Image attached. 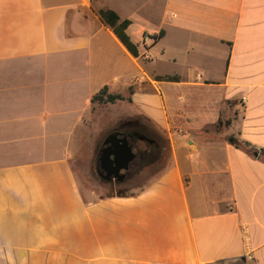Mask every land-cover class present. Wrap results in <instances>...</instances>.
I'll return each instance as SVG.
<instances>
[{
    "label": "crops",
    "instance_id": "crops-1",
    "mask_svg": "<svg viewBox=\"0 0 264 264\" xmlns=\"http://www.w3.org/2000/svg\"><path fill=\"white\" fill-rule=\"evenodd\" d=\"M104 86L170 159L87 201L73 139ZM233 139L264 151V0H0V264H264V158Z\"/></svg>",
    "mask_w": 264,
    "mask_h": 264
},
{
    "label": "rangeland",
    "instance_id": "rangeland-1",
    "mask_svg": "<svg viewBox=\"0 0 264 264\" xmlns=\"http://www.w3.org/2000/svg\"><path fill=\"white\" fill-rule=\"evenodd\" d=\"M116 111L110 109L108 104H93L89 110L90 129L87 130L89 139L77 142L73 139L72 151L79 147L77 154H71L72 166L81 193L87 201H95L104 198L113 191V186L102 180L96 172L97 146L100 138L109 128L116 126L119 119L115 116ZM167 148L163 151L161 160L152 159L141 169L138 178L131 185V192L136 193L139 189L152 183L163 169L167 166L170 158H167ZM135 170V166L132 167Z\"/></svg>",
    "mask_w": 264,
    "mask_h": 264
},
{
    "label": "trees",
    "instance_id": "trees-1",
    "mask_svg": "<svg viewBox=\"0 0 264 264\" xmlns=\"http://www.w3.org/2000/svg\"><path fill=\"white\" fill-rule=\"evenodd\" d=\"M99 18L102 21V23L107 26L112 33L115 35V37L119 40V42L125 47V49L133 56V57H138V49L137 45L134 44L129 36L126 33V29L129 26L130 22L128 20H123L120 21L119 17L117 14L111 10H100L98 12ZM163 32H160L158 34V37H162ZM163 80L167 81H173L175 78L172 77H163ZM129 94L132 93V89H129ZM122 100H127L130 102V98H124L123 96L119 94H113L110 93L108 90L107 86L102 87L97 93H95L90 100L91 105L93 104H114L117 101H122ZM124 122H135L139 123L142 126H148L151 130L156 131L151 124V121L145 117L137 116V117H131V118H124L120 119L118 123H124ZM228 124V122H226ZM158 133V132H157ZM166 143V141H165ZM235 148L242 150L248 155H253V153L257 152L259 155L258 157L264 158V151L260 150L259 152L251 146L249 143L242 141V140H237L233 139L231 143ZM167 145V144H166ZM167 148V155H168V147ZM98 157H97V162H96V169L98 168ZM147 164H150L148 161H145L143 163H134L132 165L135 166L134 171H130L129 174L125 176V178L121 181H115L114 183H111L109 185L113 186V191L109 192L104 198H125V197H134L137 194H139L141 191H143L146 187L149 185L139 189L136 193L131 192L130 185L131 183L138 178V175L140 174L139 172L141 171L142 168H144ZM131 167V169H132Z\"/></svg>",
    "mask_w": 264,
    "mask_h": 264
},
{
    "label": "flooded vegetation",
    "instance_id": "flooded-vegetation-1",
    "mask_svg": "<svg viewBox=\"0 0 264 264\" xmlns=\"http://www.w3.org/2000/svg\"><path fill=\"white\" fill-rule=\"evenodd\" d=\"M125 137L128 141V145L131 146L135 159L129 164L126 171H121L120 174L125 176L131 171V167L134 163H143L152 159L161 160L163 151L166 150L165 139L156 131L151 130L148 126H142L135 122L118 123L116 126L109 128L100 138V143L97 146V157L101 155V151L108 147L111 142L115 144L116 139ZM107 143L105 144V142ZM98 176L106 183H114L117 179L110 176L106 177V173L100 170L99 162L96 169ZM122 179V180H123ZM119 181V180H118ZM121 181V180H120Z\"/></svg>",
    "mask_w": 264,
    "mask_h": 264
},
{
    "label": "water",
    "instance_id": "water-1",
    "mask_svg": "<svg viewBox=\"0 0 264 264\" xmlns=\"http://www.w3.org/2000/svg\"><path fill=\"white\" fill-rule=\"evenodd\" d=\"M114 138L116 139L115 144L111 142L108 147L101 151L99 168L106 173L107 178L112 176L120 181L124 177L120 172L128 169L129 164L135 159V154L125 137L121 139Z\"/></svg>",
    "mask_w": 264,
    "mask_h": 264
}]
</instances>
